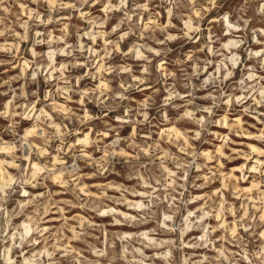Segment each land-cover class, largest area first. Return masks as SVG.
I'll return each mask as SVG.
<instances>
[{
    "label": "rangeland",
    "instance_id": "obj_1",
    "mask_svg": "<svg viewBox=\"0 0 264 264\" xmlns=\"http://www.w3.org/2000/svg\"><path fill=\"white\" fill-rule=\"evenodd\" d=\"M0 264H264V0H0Z\"/></svg>",
    "mask_w": 264,
    "mask_h": 264
},
{
    "label": "bare ground",
    "instance_id": "obj_2",
    "mask_svg": "<svg viewBox=\"0 0 264 264\" xmlns=\"http://www.w3.org/2000/svg\"><path fill=\"white\" fill-rule=\"evenodd\" d=\"M224 22L226 23V25H227V27H228V29H229V31H228V33L226 34L227 36H231L232 35V32H238V31H240L241 29H239V28H237V27H235V26H233L232 24H231V22H230V20L228 19V17H225L224 16ZM232 40V39H231ZM231 40H229V44L227 45L228 47H231L230 45L232 44V43H234V42H236V41H231ZM226 44V43H225ZM227 47V48H228ZM230 49V48H229ZM227 50V49H226ZM234 50V49H233ZM228 51V50H227ZM230 52V51H229ZM261 52H263V50L262 51H257V52H255V54H257V55H259ZM236 55V54H235ZM102 83V82H101ZM102 85V84H101ZM29 133H27L26 135H28ZM28 144L31 146V143L28 141ZM32 147V146H31ZM37 166V165H36ZM35 166V167H36ZM38 167V166H37ZM36 167V168H37ZM253 170H254V167L252 168Z\"/></svg>",
    "mask_w": 264,
    "mask_h": 264
}]
</instances>
